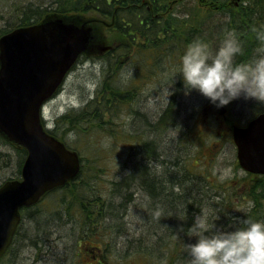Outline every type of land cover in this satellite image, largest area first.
<instances>
[{
	"label": "trees",
	"instance_id": "trees-1",
	"mask_svg": "<svg viewBox=\"0 0 264 264\" xmlns=\"http://www.w3.org/2000/svg\"><path fill=\"white\" fill-rule=\"evenodd\" d=\"M48 1L3 0L4 8L7 7L8 12L14 13L11 17L15 19L7 22L5 27L0 29V34L17 26L37 22L49 14L82 16L93 13L108 25L104 27L109 33L106 42H103L106 48L92 50V53L80 57L82 60L89 58L92 64L96 65L99 80L95 84L93 94L86 98L79 108L68 109L57 117V129L63 127L61 135L54 130L49 131L69 147L71 145L65 140L64 134L68 135L71 131L76 133L80 128L87 131L91 137L98 135L97 131L105 132V117L113 119V114H119L126 102L133 103L131 92L119 93L118 87L113 83L123 68L133 70V76L128 78L129 83L133 80L135 82L141 76L155 75L158 73L157 69L161 71L167 68L174 71L178 69L175 64L179 63L189 42L202 38L215 50L228 29L235 30L239 38L248 37L252 41L248 49L242 47V51L236 54L235 61L243 62L251 57L249 46L256 44L255 29L264 26V0H240L235 6H229L232 3L230 0H52V4L47 5ZM205 4L207 6H204ZM223 7L225 9H222ZM3 14L0 12V18H3ZM172 73L166 79L165 85L168 87L175 79L171 87L177 90L169 95L168 107L161 114L163 119L150 123L143 113L141 121L144 127L149 129L143 131L136 127L134 134L130 132L136 141L131 144L129 150H124L119 156L120 164L117 166L118 169L120 167V178L110 179L108 189L101 190L97 174L86 172L81 160L80 171L74 179L45 194L44 198L49 193L56 192L57 203H60V208L46 212V217L49 218H38V204L44 198L23 209L22 216L31 223L35 222L36 226L32 232L22 228L20 232L21 229L18 228L12 246L0 258V263L7 260L14 251V244L18 245L17 249L22 246L21 250L28 247L30 253L39 259L50 254L52 258H58L51 250L55 244L51 225H54L56 230L59 225L60 228L67 227L68 222H62V213L67 217V221H74V226L80 228L77 241L72 244L73 248L69 246L72 250L69 264H89L90 259L96 264H114L110 252L115 244H120L117 246L121 256L119 264H131L132 261H127L131 256L137 259L135 264H187L184 241L191 237L178 228V225L183 224L186 230L195 214L207 211L210 216L218 215L216 222L225 226L230 222L238 224L237 217L245 215L264 219V176L246 172L238 179L236 176L232 177L229 180L231 183L225 185L223 182L212 180L201 171L194 170L199 158H192L189 162L190 159L179 158L177 154L174 156V151L170 148L173 145L166 146L167 153L156 149L155 144L160 139V132L166 130L170 135V132L176 130L175 115L168 109H174L176 105L174 96L178 94V88H182V79L180 73H176L175 77ZM126 85L130 87L127 82ZM138 116L141 115L136 111L132 118ZM213 117L216 121L219 118L221 121L222 118L219 113ZM113 130L115 131V128ZM215 132L219 136L229 135L228 129L224 127L216 129ZM169 135L163 138L170 140ZM0 139L14 149L12 152L16 154L19 164L14 161L16 170L13 178L18 177L25 149L9 143L2 135ZM76 151L80 156L83 154H80L79 150ZM0 156L5 164L0 165L1 174L4 167L12 166L15 156L12 154L11 158V155L2 152ZM235 165L239 168L237 163ZM2 177L1 175L0 182L11 178ZM239 187L241 190L238 193ZM228 191L238 197L237 200H229ZM136 192L139 194L137 203L133 202ZM249 201L254 202L251 207H248ZM128 206H132L141 218L147 217L150 220L147 227L142 225L146 228V235L137 237L136 249L133 247L132 238H127L126 242L120 240L115 230L119 225L113 222L118 213L127 211ZM70 209L74 211L71 212ZM53 213H59L57 218H52ZM98 236L101 239L96 241ZM63 238L67 239L69 235L62 236ZM90 240L95 243L87 247L86 244ZM91 248L95 250L92 251ZM12 258L18 261L17 255ZM12 258L11 262L7 261L5 264H11Z\"/></svg>",
	"mask_w": 264,
	"mask_h": 264
},
{
	"label": "rangeland",
	"instance_id": "rangeland-1",
	"mask_svg": "<svg viewBox=\"0 0 264 264\" xmlns=\"http://www.w3.org/2000/svg\"><path fill=\"white\" fill-rule=\"evenodd\" d=\"M237 1L240 2V0H231V2L233 3H236ZM3 4V0H0V12L4 13L2 15L3 18H0V29L2 27H5L7 22L15 19L11 17L14 13L8 12L9 9L7 10V7L4 8L5 5ZM204 6H207V4H205ZM222 9L225 8L223 7ZM50 16L62 17L66 20L70 17L69 19H72L73 21L75 20L79 23L85 21L86 24L90 25L92 27L93 34L96 37V41L93 46L90 47V50L87 51L88 54L92 53V50H104L106 48L103 42H106V37L109 33L104 27L108 25H106V22L102 21V19L98 18L93 13H87L82 16L49 14L47 17ZM98 22H102L104 25ZM99 25L101 26L99 27ZM247 25L248 24L246 23V28H248L249 26ZM239 39L244 49H248V45L252 43V41H250L251 39H249L248 37H240ZM256 44L254 47L252 46V50H248L250 51V56L257 54ZM178 67L179 65L177 64L176 68ZM96 69V65L92 64L91 59L88 58L87 60H83L81 62L78 60L77 63L74 64V68L66 76L64 83L60 89L59 95H57L53 100L50 99L46 103L43 110L44 123L51 130L58 132V135L62 134L61 131H63V127L60 126V128L58 129L57 126L53 127L54 123H56L57 117L63 115L67 109H72V106L81 105V103L86 98L93 94V90L96 86L95 84L99 80V74H96L97 71L95 72ZM128 70V68H123L122 70H120V73L113 83L116 87H118L119 93L127 94L131 92V95L134 97L132 100L133 103L126 102L122 109L119 111V114H113V119L105 117L106 124L103 126V128H105L107 131H97L98 135H93L92 137L89 136V133L87 131H84L82 128H80L78 131L76 130V133H74V131H71L68 135L64 134L65 140L68 142V144L71 145L73 149L75 148L76 150H79L80 154L81 152L84 154V156H82L83 154L81 155V160L84 163L83 165L85 171L89 172V174L92 175L95 173L97 174L96 178L100 182L101 190L104 191L108 189V186L110 185V179H119L121 176V173H119L120 167L118 169L117 166V164H120L119 156L122 152H124V150H129L131 144L136 141V139L130 135V132L134 134V129H136V127H139L143 131H147L149 129V127H144L143 122L141 121L143 113L147 114L146 116L148 117V119L153 120L152 118L154 117V114H156V111L159 110L160 112L162 110V106L167 104L169 99V87H166L165 82L167 84L166 79L173 72L172 70L164 68L160 71L157 69L158 73H156L155 75H147L146 77L141 76L137 78L135 82L133 80L132 83L128 82V78L133 76L132 69V74L126 79H123L121 76L122 72H127ZM126 82L130 87L126 85ZM171 94L172 93H170V96ZM174 97L176 98V105L175 107H173L174 109H172V112L175 115L174 126H176V130L175 132H170V140H167L166 138H160L159 141H157V143L155 144L156 149H160L163 153H167L166 146L173 145L172 147H170L174 151V154L171 151L172 155L175 156L177 154L179 158L183 157L184 159H190L189 162H191L192 158H199L198 160H196L197 164L194 170L196 172L201 171L202 173L209 175L212 180L223 182L225 185L231 183V181L229 180L232 177L236 176V178L238 179L239 176L245 174L240 168H237L235 165L236 148L230 136H219L217 135L218 133L215 132V130H218V128L220 127H224V129H228V132H231L232 123L243 125L259 110H264V103H257V101L251 98L244 99L243 97H239L233 99L228 104L224 105L226 111L225 115H222L223 118H221V122L220 118L218 119V121H216L213 117V115H218V111L221 107L217 108L214 104L209 102L207 97L203 96L197 90L194 89L189 95H185L182 91V88H178V94ZM117 111L118 110H116V112ZM134 111H138L141 116L132 118V115H135ZM65 125L66 124H64L63 126L65 127ZM113 128H115V131L113 130ZM163 132H166V130ZM225 132L226 131L224 130V133ZM166 135H168V133ZM150 137L153 138V135H151ZM96 138L98 139L96 140ZM131 139L133 141L130 142ZM12 150L14 149L10 145L5 144L0 139V152L11 155V158L13 157V154L15 156L13 157V164L14 161L15 164H19L16 154H14ZM1 158L2 157L0 156V165L5 166ZM13 164L11 167H4V172L1 170L2 173L0 174V176L2 175V178L13 177L16 170L15 164L14 166ZM240 190L241 188L239 187L237 189V192L239 193ZM230 191L227 192L230 196L229 197L227 195L228 199L234 201L237 200L238 197H235ZM55 195H57L56 192L49 193V195H47L44 200L38 204V213L40 214L38 218H40V220L49 218L46 217V212H53L57 208H60V203H57V198ZM134 197L135 199L133 202L137 203L139 200V194L136 192ZM237 203H239V201ZM70 211L73 212L74 209H70ZM53 214L54 215L51 216H53L52 218L55 219L57 218L59 213ZM61 215H63L62 222H68L67 227L60 228L61 226L59 225L58 229L56 230L55 226H52L51 223L47 225V227H49L50 225L52 227V239L54 238L53 242L55 244L53 245V249L51 250L52 252L57 254L56 256L58 258H52L50 254L44 256L42 259H39L33 256L32 253H30L28 247H24L21 250L22 246L17 249L18 245L14 244V251H12L7 260L2 261V263L0 264H5L7 261L9 263L13 255L18 256V261L14 260V257L12 258L11 264H59L57 262H60V264H69L70 252L72 251L69 246L72 247V244L76 243L77 234L80 228H76L74 226V221H72V223L69 222L70 220L67 221V217L65 216V214L62 213ZM140 216L141 215L136 214V212L132 209V206H128L125 218L123 220V231L125 232V234L119 235V238L122 242H126L127 238H132L133 247L135 249L138 244L136 240L137 237L146 235V233H144L146 228L144 227H147L149 225L147 223L150 222L147 217L141 218ZM25 218L26 217L24 216L22 217L18 228L20 227V229L22 228L25 229V231L29 230L32 232L34 229L33 227L36 226V223H31L30 220L27 221V218ZM142 225L144 227H142ZM72 227L74 230L72 229ZM22 229L20 232H22ZM55 230L58 232H56ZM115 230L116 233H118L117 229ZM20 232L18 233L20 234ZM67 234L69 235V238L62 239V236H66ZM59 239L60 241H57ZM100 239L101 238H99V236L95 238L96 241H99ZM191 239L194 240L195 237H191ZM94 243L95 242L93 240H90L89 243L87 242L86 246H92L94 245ZM115 245L112 246L113 250L110 253H112L111 257L113 258L114 264H119L121 263V261L119 260V257L121 256L120 253H118L117 246H120V244ZM91 250L94 251L95 249L91 248ZM61 258H63V262ZM134 258L135 257L131 256L127 261H132L131 264H135L137 259ZM89 264L96 263L94 260L90 259Z\"/></svg>",
	"mask_w": 264,
	"mask_h": 264
},
{
	"label": "water",
	"instance_id": "water-1",
	"mask_svg": "<svg viewBox=\"0 0 264 264\" xmlns=\"http://www.w3.org/2000/svg\"><path fill=\"white\" fill-rule=\"evenodd\" d=\"M69 18L46 17L0 36V133L26 149L20 178L0 184V257L19 223V209L79 171L77 152L40 122L43 101L96 41L90 25ZM232 132L239 165L264 175V111Z\"/></svg>",
	"mask_w": 264,
	"mask_h": 264
},
{
	"label": "clouds",
	"instance_id": "clouds-1",
	"mask_svg": "<svg viewBox=\"0 0 264 264\" xmlns=\"http://www.w3.org/2000/svg\"><path fill=\"white\" fill-rule=\"evenodd\" d=\"M256 55L243 62H236L242 44L235 30L225 31L219 46L213 50L209 42L196 38L186 46L178 69L182 91L189 95L197 90L217 108L233 99L243 97L264 103V26L255 29ZM132 70L122 72L126 79ZM168 86L170 93L176 91ZM254 204L248 202V207ZM159 215V212L156 213ZM185 219V218H181ZM219 216H210L207 211L194 215L192 223L184 229L189 239L184 241L187 264H264V219L251 216L237 217L238 224H218Z\"/></svg>",
	"mask_w": 264,
	"mask_h": 264
},
{
	"label": "bare ground",
	"instance_id": "bare-ground-1",
	"mask_svg": "<svg viewBox=\"0 0 264 264\" xmlns=\"http://www.w3.org/2000/svg\"><path fill=\"white\" fill-rule=\"evenodd\" d=\"M231 1V0H230ZM50 3V5L52 4V0H49L48 2H47V5ZM252 46L254 47L255 46V44L253 43V45H251L250 47H249V50H252ZM176 63V62H175ZM179 65V63H176L175 64V67H176V65ZM97 71V69L95 70V72ZM98 72V71H97ZM97 72H96V74H97ZM167 104H165L164 106H162V110L159 112V110L158 111H156V114H154V117L152 118L153 120H150L149 119V122L150 123H152V122H156L157 120H162L163 118H162V116H161V114H162V112L165 110V108L167 109ZM169 110V112L170 111H172V108H169L168 109ZM263 110L261 109V110H259L257 113H255V114H259V113H261ZM135 112V111H134ZM144 114H146V113H144ZM147 115V114H146ZM140 131V130H139ZM167 132H160L159 133V137L160 138H163V136L164 137H166L167 135ZM168 135H169V133H168ZM125 215H126V212H124V213H118L117 214V219H115V220H113V222H117L118 223V227H116L117 228V232L118 233H116V234H119V235H124L125 234V232L123 231V229H124V224H123V220H124V218H125ZM120 229V230H119Z\"/></svg>",
	"mask_w": 264,
	"mask_h": 264
},
{
	"label": "flooded vegetation",
	"instance_id": "flooded-vegetation-1",
	"mask_svg": "<svg viewBox=\"0 0 264 264\" xmlns=\"http://www.w3.org/2000/svg\"><path fill=\"white\" fill-rule=\"evenodd\" d=\"M234 4H236V3H234ZM229 6H231V5H229ZM247 122V121H246ZM245 124V123H244ZM229 135H230V132H229ZM231 136V135H230Z\"/></svg>",
	"mask_w": 264,
	"mask_h": 264
}]
</instances>
